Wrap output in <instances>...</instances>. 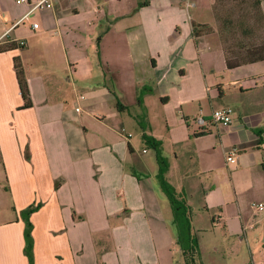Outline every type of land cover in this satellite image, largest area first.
Here are the masks:
<instances>
[{
	"label": "crops",
	"instance_id": "obj_1",
	"mask_svg": "<svg viewBox=\"0 0 264 264\" xmlns=\"http://www.w3.org/2000/svg\"><path fill=\"white\" fill-rule=\"evenodd\" d=\"M190 1L53 0L23 17L27 4L0 0V43L24 42L0 52V264H29L21 211L37 204L34 264H174L142 132L175 191H264V60L227 68L220 0ZM193 23L214 30L195 37ZM226 106L231 123H214Z\"/></svg>",
	"mask_w": 264,
	"mask_h": 264
},
{
	"label": "rangeland",
	"instance_id": "obj_2",
	"mask_svg": "<svg viewBox=\"0 0 264 264\" xmlns=\"http://www.w3.org/2000/svg\"><path fill=\"white\" fill-rule=\"evenodd\" d=\"M213 12L216 28L224 20H231L236 39H242L244 43L254 41L257 34H261L255 26L250 0H220ZM239 21L252 27V36L240 35L242 26H238ZM227 35H230L228 31ZM236 39H232L233 43ZM145 146L148 155L152 156L153 150ZM228 168L231 169L230 166ZM227 187L228 191H192L191 196L188 191H174L176 197L187 205L190 235L199 246L197 264H264V191H246L243 188V191H234L230 179ZM164 199L167 207L171 208L165 194ZM259 203L263 205L262 209L256 208ZM166 216L170 217L167 222L176 238L179 224L175 223L172 210ZM256 239L261 243L257 244ZM174 253L177 256L175 263L180 264L182 258L176 243Z\"/></svg>",
	"mask_w": 264,
	"mask_h": 264
},
{
	"label": "trees",
	"instance_id": "obj_3",
	"mask_svg": "<svg viewBox=\"0 0 264 264\" xmlns=\"http://www.w3.org/2000/svg\"><path fill=\"white\" fill-rule=\"evenodd\" d=\"M251 7L254 11L253 18L255 19V26L260 30V35L257 34V37L254 41H250V43H244L242 39H236L237 34L232 27L231 20H224L222 25L217 27V33L219 34L227 68H234L246 63H253L257 61L264 60V15L260 8L259 0H250ZM214 11V8H213ZM214 13V12H213ZM244 21H239L238 26H242L240 31V35L242 37L252 36L253 32L252 27L249 25L245 26ZM214 30L208 24H195L193 23V34L195 37H199L200 35L210 33ZM227 31L230 35H227ZM229 38V39H227ZM232 39H236V42L233 43ZM17 47H22V45L17 44L13 40L2 41L0 43V52L14 49ZM13 69L15 71V75L18 81L19 90L21 93V97L23 100V104L21 108L31 106V99L29 94V88L27 85V81L24 75L23 67L21 61L18 56L13 58ZM141 98L138 97V103H141ZM142 118L138 119V123L141 128H144V124L141 122ZM204 132H198L194 134H202ZM142 138L146 145L150 146V148L154 149L156 152V159L158 163V172L157 179L159 181V185L167 196L173 218L175 223L177 222V236L175 238V243L179 248L180 255L182 261L180 264H197L199 261V246L198 241L195 238H192L190 235L189 229V219L187 215V205L185 202L179 200L175 195L174 187L166 180L165 173L168 169V163L160 152V141L155 139L153 136L148 135L142 132ZM37 205H30L24 210L21 211V216L24 221V253L27 257L29 264H34L33 262V238H32V224L30 222V214L38 208ZM174 264H178L174 263Z\"/></svg>",
	"mask_w": 264,
	"mask_h": 264
},
{
	"label": "built area",
	"instance_id": "obj_4",
	"mask_svg": "<svg viewBox=\"0 0 264 264\" xmlns=\"http://www.w3.org/2000/svg\"><path fill=\"white\" fill-rule=\"evenodd\" d=\"M16 3L18 4H27L28 5V10L27 12L24 14L23 17H27L29 16L32 12L34 11H41V10H45V9H52L53 7V0H15ZM194 5V3L190 0H187L186 2V7L192 6ZM33 27H37V23H33L32 24ZM20 45H23L24 42L23 41H19ZM76 110H78V108H76ZM231 113H232V108L229 106L226 107H221V108H217L214 109L211 113V118L212 121L214 123H218L221 124L223 126H228L231 123ZM196 122H198L199 124H204V120L203 117L201 115H198L196 117ZM130 135V134H128ZM235 150H231L229 152V155L227 156V160L228 161H234V155H235ZM257 209H262L263 205L261 203H259L256 206Z\"/></svg>",
	"mask_w": 264,
	"mask_h": 264
}]
</instances>
